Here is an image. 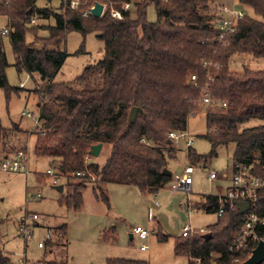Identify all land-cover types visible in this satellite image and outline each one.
Wrapping results in <instances>:
<instances>
[{
  "label": "trees",
  "instance_id": "obj_1",
  "mask_svg": "<svg viewBox=\"0 0 264 264\" xmlns=\"http://www.w3.org/2000/svg\"><path fill=\"white\" fill-rule=\"evenodd\" d=\"M38 1L0 0V16L7 18L9 31L3 35L0 29V88L10 92L6 75L10 65L4 42L7 37L17 72L41 77L42 131L35 144L36 155L58 162L65 176L85 173L83 178L67 177L64 190L68 197L62 203L68 208L81 209L83 191L89 184L93 185L96 199L108 207L109 198L103 191L106 184L158 194L173 180V174L165 176L163 171L177 158L173 144H168L169 133L187 131L190 117L200 113H205L204 137L211 144V152L201 156L190 147L187 159L191 166L207 162L218 156L220 148L233 145V174L238 166H245L251 174L263 175L264 69L244 66L240 73L232 72L231 61L240 55L264 60V0H238L239 6L251 10L255 18L247 14L225 45L218 40L216 16L210 13L211 0H81V10H88L95 3L105 6L100 18L65 11L62 0L59 12L38 8ZM126 5L128 10H124ZM150 6L155 9L156 22L148 20ZM113 10L121 12L122 19L113 18ZM33 18L53 19L54 25L49 28L30 25ZM41 30H47L49 37H38ZM70 32L83 36L96 33L104 43V55L97 63L88 65L73 82L56 83L54 79L67 58L58 48ZM27 34L42 49L27 44ZM209 74L213 82L207 79ZM194 75L199 79V87L192 83ZM202 89H206L215 104L226 106L213 110L203 105ZM46 96L49 101L43 102ZM134 107L141 112L130 123L129 113ZM251 121L260 124L241 128ZM14 132H19L18 126L6 129L0 121L2 148L12 140ZM99 143L108 146L105 162L87 164L85 158L91 147ZM259 197L251 212L262 223L255 228L254 237L247 238L245 249L230 250L248 215L231 211V203L224 201L225 212L207 230L212 237L205 239L201 234L177 237L174 255L187 258L189 264L245 262L258 243L264 241V191ZM220 206V197L214 195L190 203V208L208 214H217ZM168 240L160 229L158 242ZM9 263L0 256V264ZM106 264L148 262L110 258Z\"/></svg>",
  "mask_w": 264,
  "mask_h": 264
},
{
  "label": "rangeland",
  "instance_id": "obj_2",
  "mask_svg": "<svg viewBox=\"0 0 264 264\" xmlns=\"http://www.w3.org/2000/svg\"><path fill=\"white\" fill-rule=\"evenodd\" d=\"M233 3L239 5L238 0H211L210 13L213 15L218 5L230 6ZM37 7L59 12L61 0H39ZM244 10L255 18L251 10ZM147 17L150 22L157 21L153 6L148 8ZM36 25L49 28L54 25V21L38 19ZM6 27L7 18L0 16V29ZM38 37L46 39L49 33L41 30ZM4 42L10 65L6 71L10 92L0 88V121L6 129L18 126L21 133L14 132L7 146H0V160L24 151L28 155L29 174L9 173L0 169V256L8 259L9 264H106L110 258L145 261L148 264L186 262V258H175L174 239L182 236L185 226H191L196 231L208 230L217 223L218 216L203 210H188L181 206V202L187 199L199 202L205 195L226 194L232 184L234 146L222 147L217 157L192 166L193 185L189 195L174 190L173 180L158 194H143L135 187L106 184L103 191L109 198L108 207L96 199L93 185L89 184L83 191L81 209H70L62 203L68 197L67 190L59 193L54 188L53 180L46 176L52 161L35 153L40 132L36 120L39 118L38 105L41 101V77L36 73H18L14 67L16 58L9 39L6 37ZM26 42L33 44L35 49H42V45L35 42L30 34L26 35ZM58 50L66 53L67 58L54 82L69 83L76 80L88 65L103 58L104 43L97 38L96 33L83 36L70 32ZM231 62L232 72L240 73L244 66L253 70L264 69V60L249 55L234 56ZM22 83L25 84L23 89L20 88ZM14 89L20 91L16 93ZM23 113H30L33 118L23 117ZM259 124L258 121H251L241 128ZM187 131L192 135L195 152L201 156L208 155L211 144L204 137L205 113L190 117ZM107 148L104 145L100 156L90 157L89 162L103 164L108 155ZM173 148L177 158L169 162L167 169L173 173V177L181 176L185 167L190 165L187 149L183 144ZM89 162L86 161L87 164ZM210 170L217 173V179H209ZM66 183L67 179H62L59 185ZM34 215L38 217L37 220L32 219ZM136 227L154 233L144 242L138 236L132 240V231ZM160 229L163 235L169 237L168 242H158ZM48 237H51L49 242ZM40 243L44 244L43 248L38 247ZM143 244L149 245L148 251H141Z\"/></svg>",
  "mask_w": 264,
  "mask_h": 264
},
{
  "label": "built area",
  "instance_id": "obj_3",
  "mask_svg": "<svg viewBox=\"0 0 264 264\" xmlns=\"http://www.w3.org/2000/svg\"><path fill=\"white\" fill-rule=\"evenodd\" d=\"M81 0H62V8L70 11H75L81 13L83 17H88L91 14V9L94 8L92 6L88 10H81ZM129 5L124 7V10H128ZM105 11V6H104ZM215 28L218 31V40L221 44H227V39L229 36H232L237 33L239 25L242 21H244L247 17V13L244 9H242L239 5L233 3L232 5H218L215 8ZM112 17L115 19H122L121 12L119 11H112ZM38 22L37 18H33L31 20L32 25H36ZM9 31L7 29H2V34L7 35ZM204 66H208L204 63ZM218 67V66H216ZM207 79L210 82H213V76L211 74L208 75ZM192 83L199 87V79L196 75L191 77ZM20 88H25V84L22 83ZM202 103L205 106H210L213 110H217L221 106L225 107L226 105H218L215 104L213 99L209 96V93L206 89H202ZM45 102L49 100L46 96L43 98ZM23 117L33 118V115L30 113H23ZM40 118L36 120V125L40 127V131H42ZM168 139L171 141L173 146L179 147L181 144L185 146L188 150L190 147L193 146V139L192 135L188 132H170L168 135ZM90 157L89 155L85 158L86 161L89 162ZM238 170L233 174L232 184L228 188L225 195H220V202L221 206L217 213L218 217H221L225 212V205L224 201L230 202V210L231 211H239L237 203L239 202H247L250 205L249 210L245 213L247 216V220L243 226L242 233L240 234L239 238L234 242L231 246V251H240L245 249L246 247V240L248 237H254V230L258 224L262 223V220L256 213L251 212L252 207H255L260 200L259 193L264 191V166H263V175H253L250 172V169L245 166H238ZM0 169L5 172L9 173H24L29 174L28 171V155L24 151H18L13 155L5 156L0 160ZM209 172V179L215 180L218 178L217 173L214 171ZM194 173V169L191 165H187L184 169V173L181 176H174L173 181L175 182L174 190L182 191L189 195L192 191L193 185V178L192 175ZM46 176L50 177L53 180V185L57 186L60 184L62 179H67V177H77L82 178L85 176L84 172H76L72 174H67L66 176L63 174L62 170L60 169L58 162L52 159V164L46 172ZM190 200L187 199L186 202H181V206L186 207V209H190ZM31 218V217H30ZM37 216H32V219L37 220ZM26 231V229H24ZM154 233L152 230H144L140 227H136L132 231V237L138 236L140 240L147 241L149 237ZM189 234H201L206 235L207 230L200 229L199 231L194 230L191 226H185L183 229V236H187ZM30 236H28V239ZM51 241V237H48V242ZM39 248H43L44 244L40 243L38 245ZM149 245L143 244L141 246L142 251H148Z\"/></svg>",
  "mask_w": 264,
  "mask_h": 264
},
{
  "label": "water",
  "instance_id": "obj_4",
  "mask_svg": "<svg viewBox=\"0 0 264 264\" xmlns=\"http://www.w3.org/2000/svg\"><path fill=\"white\" fill-rule=\"evenodd\" d=\"M90 12L93 17L100 18L104 14V6L100 3H95L94 8L91 9ZM139 112H141V109L138 107H134L131 109L128 118L130 123H133L136 120ZM168 144H171L170 140L168 141ZM103 146L104 145L102 143L92 146L89 152L90 155L92 157H99L102 152ZM60 169L62 170V168ZM163 174L165 176H172V172L167 168L164 169ZM54 188L59 193L64 192V185L55 186ZM237 206L239 208L240 214L242 215L245 214L250 208V205L247 202H239L237 203ZM211 237V233H208L204 236L205 239H210ZM242 264H264V241H260L258 243L257 247L252 251L251 256Z\"/></svg>",
  "mask_w": 264,
  "mask_h": 264
},
{
  "label": "crops",
  "instance_id": "obj_5",
  "mask_svg": "<svg viewBox=\"0 0 264 264\" xmlns=\"http://www.w3.org/2000/svg\"><path fill=\"white\" fill-rule=\"evenodd\" d=\"M46 21L49 22V20H46ZM4 29H6V28H4ZM38 108H39V105H38ZM254 127H255V126H254ZM18 128H19V127H18ZM19 132L21 133V131H19ZM180 146H181V145H180ZM184 147H185V146H184ZM192 147H193V146H192ZM103 148H104V146H103ZM102 150H103V149H102ZM50 160L52 161L51 158H50ZM172 174H173V173H172ZM153 206L156 207L155 205H153ZM156 208H157V207H156ZM131 238H132V240H133L134 237L131 236ZM141 241H143V240H141ZM143 242H144V241H143ZM140 249H141V248H140ZM148 250H149V249H148ZM141 251H142V250H141ZM142 252H146V251H142ZM173 254H174V245H173ZM174 256H175V255H174ZM175 258H182V257H176V256H175ZM186 259H187V258H186ZM175 260H176V259H175ZM175 262H177V261H175ZM177 264H189V260L187 259V261L184 262V263H183V262H181V263H178V262H177Z\"/></svg>",
  "mask_w": 264,
  "mask_h": 264
}]
</instances>
